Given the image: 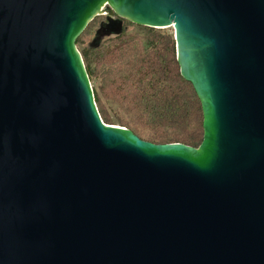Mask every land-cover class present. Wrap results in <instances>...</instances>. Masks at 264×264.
<instances>
[{
    "label": "water",
    "instance_id": "obj_1",
    "mask_svg": "<svg viewBox=\"0 0 264 264\" xmlns=\"http://www.w3.org/2000/svg\"><path fill=\"white\" fill-rule=\"evenodd\" d=\"M103 11L172 27L198 146L102 120ZM0 264H264V0H0Z\"/></svg>",
    "mask_w": 264,
    "mask_h": 264
},
{
    "label": "trees",
    "instance_id": "obj_2",
    "mask_svg": "<svg viewBox=\"0 0 264 264\" xmlns=\"http://www.w3.org/2000/svg\"><path fill=\"white\" fill-rule=\"evenodd\" d=\"M101 20L93 18L76 45L102 120L153 143L198 146L201 104L180 73L173 34L124 20L121 33L98 36Z\"/></svg>",
    "mask_w": 264,
    "mask_h": 264
},
{
    "label": "flooded vegetation",
    "instance_id": "obj_3",
    "mask_svg": "<svg viewBox=\"0 0 264 264\" xmlns=\"http://www.w3.org/2000/svg\"><path fill=\"white\" fill-rule=\"evenodd\" d=\"M107 17H109V16H108V13L102 15L101 23H104V22L106 21Z\"/></svg>",
    "mask_w": 264,
    "mask_h": 264
},
{
    "label": "rangeland",
    "instance_id": "obj_4",
    "mask_svg": "<svg viewBox=\"0 0 264 264\" xmlns=\"http://www.w3.org/2000/svg\"><path fill=\"white\" fill-rule=\"evenodd\" d=\"M99 16H102V15H99ZM165 30H167L169 33H172V27H167V28H164Z\"/></svg>",
    "mask_w": 264,
    "mask_h": 264
},
{
    "label": "built area",
    "instance_id": "obj_5",
    "mask_svg": "<svg viewBox=\"0 0 264 264\" xmlns=\"http://www.w3.org/2000/svg\"><path fill=\"white\" fill-rule=\"evenodd\" d=\"M103 7H106V5H103ZM106 13H107L106 11H103L101 15H104Z\"/></svg>",
    "mask_w": 264,
    "mask_h": 264
}]
</instances>
